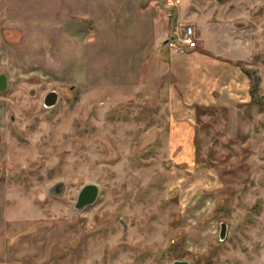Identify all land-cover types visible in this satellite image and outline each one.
Here are the masks:
<instances>
[{
	"label": "rangeland",
	"instance_id": "1",
	"mask_svg": "<svg viewBox=\"0 0 264 264\" xmlns=\"http://www.w3.org/2000/svg\"><path fill=\"white\" fill-rule=\"evenodd\" d=\"M14 1L0 264H264V0ZM179 22L227 62L213 84L243 80L246 98L178 103L198 77L165 45ZM88 184L98 196L76 209Z\"/></svg>",
	"mask_w": 264,
	"mask_h": 264
},
{
	"label": "crops",
	"instance_id": "2",
	"mask_svg": "<svg viewBox=\"0 0 264 264\" xmlns=\"http://www.w3.org/2000/svg\"><path fill=\"white\" fill-rule=\"evenodd\" d=\"M12 1L15 2L14 0H0V18H3L4 14H6V12L10 10V2L12 3ZM200 47L202 48V45ZM200 51L201 50L195 49L186 53H174L172 51L170 52L171 57H173V59L176 56L187 55L184 59H191L193 61V65L188 63L185 66L188 69L185 71V74H188V72L190 74V72L196 71L198 76L196 80L197 82L190 83L186 87L184 86L186 94L184 95L183 99L179 100L180 102L178 103L181 106H183L184 104H188L189 106L192 104L199 106L201 105L208 106L212 104V102L216 99L215 94H217V92L220 93L221 91L228 92L227 89L235 90V92H237L236 94L237 97L243 95L242 97L246 98L245 97L246 94L244 92L246 84L243 80H241V77H240L241 81H233L232 83H230V85H226L225 82L221 84L220 83L213 84L212 76L216 77L218 74H220L218 71H222L223 70L222 68L228 69V64H226L227 63L226 61L220 62V60L211 59V57H210L211 60H208L207 54L205 52H200ZM218 97L219 96H217V98Z\"/></svg>",
	"mask_w": 264,
	"mask_h": 264
},
{
	"label": "water",
	"instance_id": "3",
	"mask_svg": "<svg viewBox=\"0 0 264 264\" xmlns=\"http://www.w3.org/2000/svg\"><path fill=\"white\" fill-rule=\"evenodd\" d=\"M9 80L6 74H0V92L5 91L8 88ZM59 95L57 91L49 92L44 98V105L46 107H53L58 103ZM98 196V186L95 184H88L83 187L81 192L78 195L77 203L75 205L76 209H81L86 205L92 204L95 202ZM226 234V224L221 225L220 237L223 240ZM174 264H190L188 261L177 260Z\"/></svg>",
	"mask_w": 264,
	"mask_h": 264
},
{
	"label": "built area",
	"instance_id": "4",
	"mask_svg": "<svg viewBox=\"0 0 264 264\" xmlns=\"http://www.w3.org/2000/svg\"><path fill=\"white\" fill-rule=\"evenodd\" d=\"M199 38V33L192 24L179 22L171 29L165 45L172 52L186 53L199 46Z\"/></svg>",
	"mask_w": 264,
	"mask_h": 264
},
{
	"label": "trees",
	"instance_id": "5",
	"mask_svg": "<svg viewBox=\"0 0 264 264\" xmlns=\"http://www.w3.org/2000/svg\"><path fill=\"white\" fill-rule=\"evenodd\" d=\"M252 97H253V102H257L258 100H261V98H257V93L254 91L253 92V95H252Z\"/></svg>",
	"mask_w": 264,
	"mask_h": 264
}]
</instances>
